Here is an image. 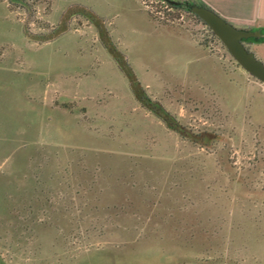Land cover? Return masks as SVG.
<instances>
[{"label": "rangeland", "instance_id": "374dc122", "mask_svg": "<svg viewBox=\"0 0 264 264\" xmlns=\"http://www.w3.org/2000/svg\"><path fill=\"white\" fill-rule=\"evenodd\" d=\"M172 1L0 0V264H264V83Z\"/></svg>", "mask_w": 264, "mask_h": 264}, {"label": "crops", "instance_id": "0c3cea01", "mask_svg": "<svg viewBox=\"0 0 264 264\" xmlns=\"http://www.w3.org/2000/svg\"><path fill=\"white\" fill-rule=\"evenodd\" d=\"M205 3L209 8L216 11L223 18L230 21L234 26L245 29L260 31L262 36H253V43L255 44L254 52L257 57L264 61V0H199ZM160 28V27H159ZM188 53L183 54L187 60H182L179 63H174L173 68H182L187 73L197 72L201 75L208 76L207 62L201 56V52H191V45H187ZM198 53V54H197ZM258 53V54H257ZM261 54V56H259ZM181 64V65H180ZM199 64V65H198ZM172 67V66H170Z\"/></svg>", "mask_w": 264, "mask_h": 264}, {"label": "water", "instance_id": "95a60500", "mask_svg": "<svg viewBox=\"0 0 264 264\" xmlns=\"http://www.w3.org/2000/svg\"><path fill=\"white\" fill-rule=\"evenodd\" d=\"M192 11L212 29L236 61L250 74L264 83V61L248 49L243 42V38L262 36L263 34L258 30L240 29L206 6L193 5Z\"/></svg>", "mask_w": 264, "mask_h": 264}, {"label": "trees", "instance_id": "16d2710c", "mask_svg": "<svg viewBox=\"0 0 264 264\" xmlns=\"http://www.w3.org/2000/svg\"><path fill=\"white\" fill-rule=\"evenodd\" d=\"M169 2H171L172 3V6H174V7H178L179 6V4H180V2H173L172 0H168ZM187 6H188V9L190 10V11H192V6L193 5H199V6H206V7H208L205 3H203L202 1H199V0H194V1H188L187 2ZM193 12V11H192ZM194 13V12H193ZM195 14V13H194ZM199 17V16H198ZM200 18V17H199ZM211 29V28H210ZM212 30V29H211ZM214 33V32H213ZM252 39H255L254 37H251ZM249 49V48H248Z\"/></svg>", "mask_w": 264, "mask_h": 264}]
</instances>
